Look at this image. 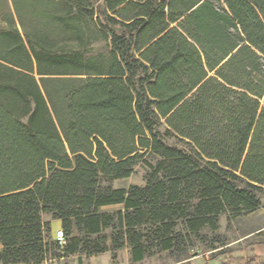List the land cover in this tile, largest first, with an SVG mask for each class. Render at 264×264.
I'll use <instances>...</instances> for the list:
<instances>
[{
	"label": "trees",
	"instance_id": "16d2710c",
	"mask_svg": "<svg viewBox=\"0 0 264 264\" xmlns=\"http://www.w3.org/2000/svg\"><path fill=\"white\" fill-rule=\"evenodd\" d=\"M12 1L28 16L0 30V264L186 253L259 208L264 0ZM138 164L143 184L112 187Z\"/></svg>",
	"mask_w": 264,
	"mask_h": 264
},
{
	"label": "rangeland",
	"instance_id": "374dc122",
	"mask_svg": "<svg viewBox=\"0 0 264 264\" xmlns=\"http://www.w3.org/2000/svg\"><path fill=\"white\" fill-rule=\"evenodd\" d=\"M27 8L18 5V12L13 7L12 0H0V30H8L10 24L17 19V15L28 16ZM27 19V18H26ZM32 25L37 26V20H32ZM29 22V23H30ZM167 142H171L167 141ZM146 167L138 164L128 178L112 181L114 188L128 187L133 184H143ZM261 205L254 212L240 217L227 219L226 215L219 218L217 230L206 229L201 237L193 240V245L186 253H172L167 250L154 251L141 261L130 260L129 247L122 246L115 251L107 250L104 253L93 255H71L52 258L42 264H223L227 257L236 261H246L250 257H258L264 262V193L261 195ZM123 208L122 204L108 205L103 211H116ZM48 220V217H44ZM52 226L56 220L51 221ZM51 226V235L54 236L56 227ZM61 229V225H60ZM105 233L109 234V229ZM109 244V239L107 240Z\"/></svg>",
	"mask_w": 264,
	"mask_h": 264
},
{
	"label": "built area",
	"instance_id": "2783aa9c",
	"mask_svg": "<svg viewBox=\"0 0 264 264\" xmlns=\"http://www.w3.org/2000/svg\"><path fill=\"white\" fill-rule=\"evenodd\" d=\"M54 239L57 241V243L62 246L65 243V234H63L62 229H57L54 232Z\"/></svg>",
	"mask_w": 264,
	"mask_h": 264
},
{
	"label": "crops",
	"instance_id": "0c3cea01",
	"mask_svg": "<svg viewBox=\"0 0 264 264\" xmlns=\"http://www.w3.org/2000/svg\"><path fill=\"white\" fill-rule=\"evenodd\" d=\"M53 221V220H52ZM60 225H61V223H60V221H58V220H56V223H54V227H56L57 229H60ZM51 226H52V223H51ZM52 226V227H53Z\"/></svg>",
	"mask_w": 264,
	"mask_h": 264
}]
</instances>
